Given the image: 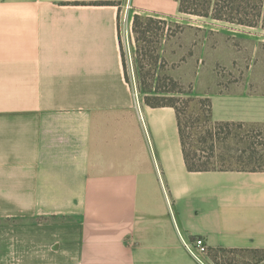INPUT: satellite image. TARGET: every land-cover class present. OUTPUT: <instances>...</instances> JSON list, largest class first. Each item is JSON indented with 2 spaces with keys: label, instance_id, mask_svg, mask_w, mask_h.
<instances>
[{
  "label": "crops",
  "instance_id": "0c3cea01",
  "mask_svg": "<svg viewBox=\"0 0 264 264\" xmlns=\"http://www.w3.org/2000/svg\"><path fill=\"white\" fill-rule=\"evenodd\" d=\"M122 8L131 33L137 15L188 17L178 0H0V264H210L264 249V169H188L176 109L126 78ZM250 28L264 58V29ZM209 31L234 60L239 28ZM257 78L211 93L213 120L264 125ZM196 237L204 263L184 244Z\"/></svg>",
  "mask_w": 264,
  "mask_h": 264
},
{
  "label": "rangeland",
  "instance_id": "374dc122",
  "mask_svg": "<svg viewBox=\"0 0 264 264\" xmlns=\"http://www.w3.org/2000/svg\"><path fill=\"white\" fill-rule=\"evenodd\" d=\"M121 13L124 61L129 82L140 96L144 100L148 96L163 101L173 99L182 112L185 123L189 125L186 128L187 135H190L189 142L205 149L215 144L217 157H214V160H219L218 155L223 156L219 166L264 168V127L255 125L226 127L215 124L216 122L210 120L208 111L209 95L226 88L230 81L264 77V58L256 59L253 54L255 48L251 38L256 32L255 29L188 15L181 21H167L160 43L152 37L145 42L140 33H131L128 30L123 8ZM226 24L239 28L241 34L240 41H237V44L235 42L234 60L233 54L225 51L228 48L224 47L223 42L217 47V39L221 36L214 31L207 33L208 28ZM165 34L170 35V42H163ZM138 44L139 48H143L141 55L137 54ZM258 47L264 54V43L258 44ZM145 49H156L155 56L159 54L161 58L153 63L150 57L143 55ZM251 57L253 62L255 58V62L260 64L253 63L250 68ZM137 70L140 71V76ZM140 80L146 83L144 87L150 91L141 92ZM214 134L216 135L213 137ZM212 256L214 258H210V264H257L256 255L252 250H240L227 257L214 254Z\"/></svg>",
  "mask_w": 264,
  "mask_h": 264
},
{
  "label": "trees",
  "instance_id": "16d2710c",
  "mask_svg": "<svg viewBox=\"0 0 264 264\" xmlns=\"http://www.w3.org/2000/svg\"><path fill=\"white\" fill-rule=\"evenodd\" d=\"M179 1V10L182 14L197 16L200 18L211 19L216 21H222L226 23H231L240 26L248 27H261L264 29V0H178ZM166 24L165 20L153 18V17H144L137 15L134 19L133 32L140 33L141 38L147 42L149 37L155 39L157 43H160V38L162 37V31L165 30L164 25ZM139 41V38L137 39ZM152 42L153 40H149ZM159 41V42H158ZM143 48H139L138 44V53H141ZM154 50L145 49L146 57H150L151 61L157 62L159 54L155 56ZM141 55V54H140ZM138 68L141 70V67L138 63ZM139 76L141 75L140 71L137 70ZM126 78L129 82L128 73L126 70ZM140 89L142 93H147L150 91L149 88L144 87L145 82L140 80ZM159 91V90H158ZM145 102L151 106H173L177 111L178 123L180 128V134L182 139V145L184 150L185 161L188 169L190 171H212V170H239V171H258L263 170L264 168H233V167H223L218 164L222 162L223 156L218 155L219 160H214L216 156V147L215 144L210 145L205 148L198 147L197 144L189 142L190 135H187L186 128L189 127L182 117V112L179 107H177L173 99L168 101H163L157 97L148 96L145 98ZM209 117L210 120L214 121L212 118V105L209 98ZM216 122L215 124L224 125L226 127L230 125H239L242 126H263L262 124H249V123H237V122ZM216 134L212 135L213 137ZM198 142L201 140H197ZM252 158V156H251ZM252 250L255 253V263L260 264L264 262V249H247ZM227 252H235L232 250H224Z\"/></svg>",
  "mask_w": 264,
  "mask_h": 264
},
{
  "label": "built area",
  "instance_id": "2783aa9c",
  "mask_svg": "<svg viewBox=\"0 0 264 264\" xmlns=\"http://www.w3.org/2000/svg\"><path fill=\"white\" fill-rule=\"evenodd\" d=\"M184 244L194 258L199 262L204 263L202 256L208 253L209 248L203 237H196L193 241H187L184 239Z\"/></svg>",
  "mask_w": 264,
  "mask_h": 264
}]
</instances>
